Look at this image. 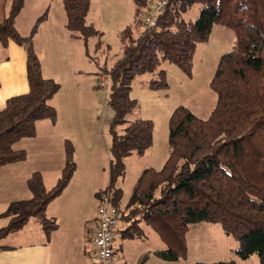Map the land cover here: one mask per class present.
<instances>
[{"label": "trees", "instance_id": "16d2710c", "mask_svg": "<svg viewBox=\"0 0 264 264\" xmlns=\"http://www.w3.org/2000/svg\"><path fill=\"white\" fill-rule=\"evenodd\" d=\"M63 1L67 28L73 35L86 41L101 34L94 24L86 22L91 0ZM134 1V27L142 29L135 35L128 26L121 36L123 56L111 69H102L111 78L108 105L114 110L108 190L125 172V159L133 153L143 155L153 143V121L129 117L139 109L137 99L130 94L135 78L152 73L151 87H168L162 67L166 62L191 75L198 43L210 37L215 24H223L235 31L236 43L222 55L211 80L217 94L214 109L206 119L185 105L174 109L169 120L170 155L160 170L143 171L123 218L141 215L153 225L169 244L158 252L165 260L177 261L186 255L185 232L190 224L216 222L236 240L235 253L240 258L258 254L260 264H264V0H170L154 27H146L142 19L149 0ZM24 4L25 0H12L9 16L0 21V44L13 40L27 52L29 81V91L10 97L0 111V166L27 158L25 150H16L13 145L35 136L38 121H57V110L50 101L61 84L43 76L33 40L46 13L37 19L30 35L24 36L15 26ZM197 4L198 17L188 21L185 14ZM65 147L66 164L57 183L48 189L43 174L33 172L28 179L33 196L10 203L3 214L11 219L0 229V240L32 218L40 221L47 235L57 228V221L46 215L47 207L65 190L77 168L72 141L66 139ZM121 196L116 188L115 205L119 206Z\"/></svg>", "mask_w": 264, "mask_h": 264}, {"label": "rangeland", "instance_id": "374dc122", "mask_svg": "<svg viewBox=\"0 0 264 264\" xmlns=\"http://www.w3.org/2000/svg\"><path fill=\"white\" fill-rule=\"evenodd\" d=\"M35 3L27 5L26 9L23 7L25 11L22 16L26 22L27 17H30L31 13L37 9ZM10 7V0H0V21L9 16ZM199 10L200 5L193 6L185 14V18L188 21L195 20L199 15ZM135 20L136 4L134 0H91L86 22L94 24L101 34L92 36L86 41L83 39L72 41L73 43L68 46L72 52H66V45L61 42L58 46V57L52 62L53 65H56V61L60 59V62L63 61L68 65L81 66L85 69L86 74L90 72L89 69L93 68L92 78L94 81L79 88L78 98L69 101L68 104L65 103V99H59L60 116L63 119L67 118L69 113L72 114L64 122L71 125L68 126V129L71 127L75 129L76 121H78L79 132L76 134V140L79 145L80 159L82 160L85 156L86 159L95 161L99 171V182L100 184L106 183L105 192L108 191L114 195L116 188L121 190L119 207L122 211L132 197L134 187L143 171L147 167L160 170L166 163L171 152L169 120L174 109L179 105H185L198 116L205 119L209 117L217 99V94L211 87V80L222 55L231 51L236 43L235 31L217 23L214 25L210 37L198 43L191 75L178 65L166 62L162 67L167 73L168 87H151L149 83L154 76L152 73L138 75L135 78L130 94L132 98L137 99L139 109L129 117H141L153 121V143L143 155L133 153L125 159V172L117 176L114 186L108 190L111 182L112 159L109 150L112 137L110 126L114 110L108 105L111 78L102 69L104 67L111 69L123 56L124 44L121 36L128 26L133 28L135 35L139 34L142 27H134ZM30 33L22 35L29 36ZM84 112L86 117L83 115ZM79 114L80 118H77ZM122 129L123 126H119V130ZM71 141L74 143L73 140ZM74 148L76 147L74 146ZM90 151L92 154H89ZM46 215L48 217L47 213ZM28 230V235H22L21 239H9V242L29 241L33 236V230ZM118 240L117 249H120L121 238ZM185 245L187 253L178 261H162L155 255L148 254L144 257L143 264H194L199 261L215 262L219 260H235L237 264H260L258 254L242 259L235 253L237 242L233 237L225 234L220 223L190 224L185 232ZM141 247L138 240L130 239L123 242L125 256L132 262L137 260ZM167 248H169L168 243L165 249ZM119 252L121 254V250H118L117 255ZM115 259L118 263L117 256Z\"/></svg>", "mask_w": 264, "mask_h": 264}, {"label": "crops", "instance_id": "0c3cea01", "mask_svg": "<svg viewBox=\"0 0 264 264\" xmlns=\"http://www.w3.org/2000/svg\"><path fill=\"white\" fill-rule=\"evenodd\" d=\"M33 2H36L37 9L31 13L30 17H27L26 22L22 16L24 9ZM10 3L12 4V0ZM24 9L15 22L21 34L30 33L37 19L46 13V18L40 23L34 36V46L41 59L43 76L54 79L61 84V88L50 101L58 111L57 121L52 122L50 119L38 121L35 136L22 138L13 145L16 150H25L27 158L0 166V229L5 228L10 222L11 218L3 213L11 202L32 198L28 179L33 172L40 171L43 174V180L48 189L57 183L66 164V139L73 140L75 143L77 168L65 190L47 207L46 213L50 219L57 221V228L47 235L40 221L32 218L23 228L0 240V246H2L0 247V264H92L89 246L96 226L99 197L104 192L106 183L100 184L99 171L94 160L86 159L85 156L82 160L80 159L79 145L76 140L79 123L76 121L75 129L72 127L68 129L71 125L64 122L72 114L69 113L67 118L61 119L59 99H65V103L68 104L69 101L78 98L79 88L94 81L93 68L86 74L83 67L68 65L63 61L60 62V59L56 61V65L52 64L58 57L57 51L61 42L66 45V52H72L68 46L73 43L72 41L82 39L73 35L67 28L63 0H25ZM68 55L71 56V54ZM28 91L25 48L13 40H10L7 45L0 44V111L5 108L10 97L25 94ZM85 114L84 112V117H86ZM77 118H80V114ZM29 140L30 142H27ZM89 154L92 152L90 151ZM123 213L124 216L128 214L127 207L124 208ZM133 224L136 226L131 228ZM28 229L33 230V236L29 241L9 242V239H21L22 235H28ZM129 233H133L134 236H128ZM118 238H121L120 249H117ZM130 239L138 240L142 246L134 262L125 256L123 250V242ZM166 246L167 242L141 215L131 220L122 217L115 238V256L119 264H143L144 257L148 254L167 261L158 256V252L165 250ZM118 250H121L119 255H117Z\"/></svg>", "mask_w": 264, "mask_h": 264}, {"label": "built area", "instance_id": "2783aa9c", "mask_svg": "<svg viewBox=\"0 0 264 264\" xmlns=\"http://www.w3.org/2000/svg\"><path fill=\"white\" fill-rule=\"evenodd\" d=\"M170 0H149L142 14L146 27L157 24L158 14ZM124 213L113 203L108 191L101 193L98 202L96 226L90 242L89 251L92 264H118L115 259V238Z\"/></svg>", "mask_w": 264, "mask_h": 264}]
</instances>
